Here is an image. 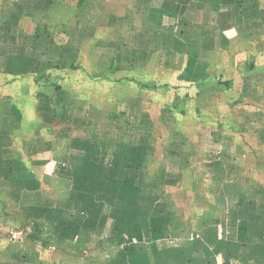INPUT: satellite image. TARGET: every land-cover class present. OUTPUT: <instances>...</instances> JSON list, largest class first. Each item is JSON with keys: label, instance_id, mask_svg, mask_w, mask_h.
Instances as JSON below:
<instances>
[{"label": "crops", "instance_id": "obj_1", "mask_svg": "<svg viewBox=\"0 0 264 264\" xmlns=\"http://www.w3.org/2000/svg\"><path fill=\"white\" fill-rule=\"evenodd\" d=\"M34 220L62 264H264V0H0V225Z\"/></svg>", "mask_w": 264, "mask_h": 264}, {"label": "rangeland", "instance_id": "obj_2", "mask_svg": "<svg viewBox=\"0 0 264 264\" xmlns=\"http://www.w3.org/2000/svg\"><path fill=\"white\" fill-rule=\"evenodd\" d=\"M78 58H77V60H78ZM141 100H143L145 103V101L147 100V97L144 96V98ZM157 111L158 110L156 109V113H157ZM150 113H151V109H150ZM151 115L154 116V114H152V113H151ZM143 116L146 117L145 114H143ZM147 116H148V114H147ZM160 117H161V115L159 116V114H157V116H156L157 120H153V121H157V124L159 123L158 143L156 144L155 157H157V156L161 157L162 150H164L166 152H169V150H175L177 152L179 150L181 151L182 146L180 144H181V141H183L184 137H185L184 131H180L181 129L184 130V128L181 127V129L179 130V119L176 121V124H175L174 122H171L167 119L165 120V118L161 119ZM50 185L51 184L49 183V186H46L48 188L47 189L48 193L53 192V190H51V189H53V187H51ZM1 212H3V211L1 210ZM21 216H23V215H21ZM23 217H25V216H23ZM31 223H32V221L26 222L25 224H21L22 227L21 226L20 227H21V229H23L25 227V225L28 224L29 226L26 228V230H28L30 232L31 231L30 230L31 229ZM10 226H12V227H3L2 228V226L0 225V228H1L0 229V235L4 239L3 242H0V248L2 246L7 247L8 252L13 250V249H17V246L20 247L21 249H24L26 252V258H27L25 260V264H27V263L28 264H31V263L34 264L32 262L31 258H32V256L35 257L34 253L39 254L40 252H42L41 257L43 258V260H45V262H47L48 264H59V263L62 264L63 263V257L59 256L60 251L56 250V249H61V248H58V246H59L58 244L53 243L50 248H48L46 250H42V251L40 250V252H36L39 244L34 243V245H33V243H31V242H29V243L21 242L20 243V242L10 241V239H8L9 230H12V234L16 236L17 230L19 229V227H18L19 225L17 223V224H11ZM98 237H101V238L99 239ZM98 237L95 236V237H93V239L90 242H87V247H86L85 251L80 252V254L82 256H83V254L86 255L89 253V251H91V255H89V254L88 255L90 256V258H94V255L99 252L98 251L99 249L104 250V251H106L105 249L108 250L107 241L103 240V236H98ZM79 243L82 244V241H79ZM63 245L65 246V244H63ZM54 248H56V249H54ZM3 251L4 250L0 251V259H3V261H6V258L1 257L4 254ZM88 255L84 256V257H78L76 259V261H78V262H75V263L76 264H84L85 261L89 257ZM50 260H51V262H50Z\"/></svg>", "mask_w": 264, "mask_h": 264}, {"label": "trees", "instance_id": "obj_3", "mask_svg": "<svg viewBox=\"0 0 264 264\" xmlns=\"http://www.w3.org/2000/svg\"><path fill=\"white\" fill-rule=\"evenodd\" d=\"M250 66H252V64ZM69 67L72 69L75 68V66H73V65H69ZM41 75H44V73ZM139 84L141 85V88H148V89H151V88L155 89V88L160 87V88L167 90L169 88V86L167 84H160L158 86H153V84H149V83H139ZM190 86H193V85H190ZM195 86H199V85L197 84ZM222 87H229V85L224 84ZM197 88L200 91L201 87H197ZM170 90H172L171 93H172V96L174 98V103H178V102H181V100L184 97L189 95V94L187 95V93H189L190 87H188V86L187 87L186 86H174V87L170 88ZM192 94H195V92H192ZM229 107H231V106L228 105V106L218 107V110L219 109H223V110L228 109ZM172 108L175 109L174 107H172ZM180 113H183V111L181 110ZM119 116H120L119 113L110 112L108 115H106L105 118H107V120L110 121V120L116 119ZM219 119L220 118H218L216 121H218ZM221 123L222 122L218 123V126H220ZM30 230L31 231L27 234V238L32 243L39 244L43 248H50L52 246V244L54 243L53 238L48 234L47 224L45 222L40 221V220L32 221Z\"/></svg>", "mask_w": 264, "mask_h": 264}]
</instances>
